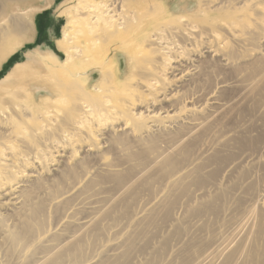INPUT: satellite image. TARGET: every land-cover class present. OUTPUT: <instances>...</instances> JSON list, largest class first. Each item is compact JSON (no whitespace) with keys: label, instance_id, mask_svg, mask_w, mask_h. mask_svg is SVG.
Segmentation results:
<instances>
[{"label":"rangeland","instance_id":"374dc122","mask_svg":"<svg viewBox=\"0 0 264 264\" xmlns=\"http://www.w3.org/2000/svg\"><path fill=\"white\" fill-rule=\"evenodd\" d=\"M66 1L53 0L51 2L52 8L49 11L47 4H44V2L39 4L37 0L30 1L22 8L30 12L32 25L30 27L23 25L25 41L20 44V47L12 51L13 53L11 52L0 65V83L17 64L28 62V55L31 53L50 51L61 62L65 61L66 54L59 51L57 41L62 38L67 21L75 12L73 7L77 6L76 0ZM97 1L100 2L102 0ZM107 1L113 2V0H103L102 2L105 4ZM197 1L158 0V4L162 6V9L170 11V17L166 18L167 21L175 19L174 16L178 17L177 15L187 14L191 15L192 18L195 15L202 18L205 14H208L210 19L213 18V21L204 24V33L202 32V35L195 37L192 42L182 41V43L180 42L181 40L178 41V39L173 38L176 42L174 41L173 48L170 49L174 50L163 49V52L161 51L163 54H156L154 66L158 69L155 70L154 77L160 80L161 84H166L160 86L158 84L155 89L159 88L158 90L160 91L154 89L155 91H152V93L154 92L153 94L151 92L141 93L144 90H141V87L147 86L150 83L149 80L154 78L151 76L152 71L148 69L149 66L147 67L151 62L143 55L144 51H142L144 47L148 51L152 44L151 42L145 41L141 45L142 42L130 40L123 42L105 37L102 38L101 43L99 42L100 45L96 46L97 48L94 47L96 50L93 51V44L87 42L82 34L79 33L80 29H72L73 32L71 34L75 31V35H72L74 39L71 44V47L73 46L72 51H75L76 59L85 61L81 66L82 70H77V72H86L82 82L84 92L80 90L81 93L73 87L74 77L76 76L68 75V78L64 76V78L66 77L64 79L58 75H51L43 71L41 67L35 66L28 72V75H31L30 77L34 80L37 78L41 82L47 81L52 83V86L64 84L65 87L60 90L59 98L44 102L42 99H38L35 105H28L27 101L23 99L24 95L34 91V88H30L28 91L25 87L15 88L13 91L17 95L12 94L6 97L2 109L8 114L10 123L5 124L3 128L6 127L4 130L7 129L10 132L14 130L16 135H13H18L19 137H17L21 141L19 149L13 150L12 154H21L27 172L39 170L43 167L45 177H43V181L34 187L35 191L33 190L30 202H26L23 209L14 216H9L7 221L9 225L6 223L9 226H7V231L11 228L12 231H15V225L17 229L21 227V221L23 220L22 222L24 223L26 219L29 220L35 207H39L38 218L29 220L35 232L33 238L35 237L36 240H32V238L31 241H25V243L23 241V243L19 244L20 246L16 247L10 241L9 245L6 242L1 248L2 251L0 250V264L2 262V264H35L32 261H36L34 259H37L39 254L42 253V250L39 251L40 248H37L38 252L36 251V247L41 243L40 240L43 239L45 242L48 240L49 243L47 245L59 244L58 246L63 248L68 240L61 238V235L64 238L66 236L68 238H78L84 245L82 254H78L77 258L73 256L67 257L66 263L94 262V260L90 259L102 254L106 246L110 247L126 239L131 226L136 223V215L144 209L147 203L156 200L162 190H165L170 195V202L165 201V204L167 202L170 205L172 203L176 205L173 206L175 208L174 210L172 209L173 212L171 211L170 219H167L168 221L161 220L162 213L157 220L155 229H153L156 236L152 239V242H142L143 244L140 242L139 245L141 246H137L139 250H142L137 252L131 262L127 264H145L151 260L154 254L161 250V247V256L154 264H180L179 253L185 241H189L192 237H202L204 241H208L210 238L213 227L202 228L203 222L199 221H213V218L210 216L211 214H207L208 216L206 214H204L205 216L198 215L196 209L202 206H211L213 197L219 194L230 192L232 189V193L235 190H243L245 194H248V189L252 187L262 195L260 204L263 206L264 211V151L260 150L264 144V81L262 76L259 78L260 76L258 77L257 73L253 74L254 68L257 66L261 67L260 72L264 73V0H213L212 4H205L210 8L203 6L205 11H201L200 15L196 13L197 7L199 8L200 6ZM176 7L183 8V10L175 11ZM218 8H223L225 14L229 13L234 17V21L230 25L223 21L214 20V18L219 17L218 14H214V11ZM158 13H161V11ZM143 15H147V12H143ZM151 30H153V27H151ZM76 36H78L77 39ZM210 37H214L215 48L220 49V51L219 49L217 50L218 54L216 51L210 54L204 53V46H206V42ZM238 37L242 41L246 40L244 38H248V40L238 42ZM167 39L171 41L170 38ZM175 43H177V47L179 46L178 48ZM183 45L184 47L182 48ZM181 48L183 50L185 48L188 49L183 51ZM220 54H227L230 57L233 63L232 67L225 69L216 62ZM171 56L172 58L169 59ZM195 57L196 59H201L203 65L206 66V71L197 78L189 77V81L185 83L186 85L183 84L182 89L180 88L183 105L187 106V108L195 105V107H198L205 103L211 94V96L218 95L228 106L225 113L214 120L215 122L210 129L208 128V132L201 135L200 141L197 139L198 142L194 143V147L192 146L193 149L204 146L207 149L209 146L211 149L216 147L212 149L213 151L210 150L213 155L210 160L208 159L209 164L207 163L208 161H203L204 164L206 163L205 165L211 166L209 170L204 169L202 172L193 173L191 177L186 178V180H183L184 182L179 183L176 187H170L168 186L170 179L167 180L166 178H169L173 172L171 167H163L152 162L150 159L154 158V154L149 155L147 152L150 161L141 156L145 150H148L149 143L147 141L136 142L131 137L128 136L127 138L122 135L119 141L116 139L115 142H109L105 147L102 133L118 131L115 132V136L123 134L118 129L121 126L124 127L129 116L122 114L115 117L113 121L112 119L106 121L107 117L113 116L112 112L109 114L108 111H111L113 107H117L126 99L131 100L130 96L132 94L135 95L133 97L135 100L139 99V96L141 97L140 94H142L145 96V101L143 99L142 102H137L135 107L130 106L131 110L127 111L128 114L136 115L140 110H143L142 112L147 115L145 108L149 106L150 102H153L156 97L160 98L161 95L170 93L176 87L177 83L175 84L174 80L168 79L173 71L171 64L175 65L178 61L180 63L184 62V65H191L194 63ZM167 59L169 60L167 61ZM188 61L191 62L189 63ZM103 63H110L107 68L108 72L110 70V78L107 77L105 80H100L101 76L98 68ZM226 80L232 84V86H229L231 88L228 87L222 91L219 90V94L216 93L220 86L219 83ZM169 81H172L171 84ZM162 87L164 90H161ZM183 87L185 88L184 90ZM105 94L106 96H104ZM92 97L100 98L102 103H105V108L101 107L100 104H98L100 106L98 107L94 102H90L89 100ZM92 103L96 106H93ZM92 106L95 110L92 109ZM161 107H163L161 113L164 115V110L168 106L165 103H160L156 110H160ZM90 108L93 111L92 114L95 112L92 116L91 112L84 113L86 109L91 111ZM125 109L127 108L125 107ZM152 110L153 108L150 109V111ZM81 113L87 115L84 116ZM16 114L18 116H15ZM185 116H187L186 111L183 112L182 119ZM15 120L20 123L24 120L23 125L13 127ZM34 124L39 126V128ZM34 126L35 129H33ZM29 127H33L31 129L33 131ZM161 129L159 130L161 133L152 129L150 134L161 135L157 148H159V151L168 152L167 147L170 148L168 142L171 140H168V138L173 133L170 130L175 129L173 127L172 129L168 128L167 125H163ZM34 130L38 132L36 133ZM113 135L112 137H115ZM226 135H231L232 139L227 148L225 147L223 151L218 153L220 146L217 147V141L223 140ZM94 144L96 146L93 148ZM206 144L209 145L206 146ZM84 151H87V153ZM170 152L172 153L171 150ZM83 154L87 156L85 159H82L84 157ZM147 154L146 156H148ZM68 155L72 158L70 159V166L67 165L70 169L67 166V168L63 167L64 169L62 168V173L59 175H56L54 171L51 172L56 167L53 165L59 164L61 160H66L65 156L67 157ZM190 155L177 156L176 158L172 156L176 169L183 167L186 164H184L183 158ZM32 159L35 160V163H32ZM232 162L237 164L234 165L233 169L226 171L227 166ZM118 166L124 168L123 172H120L122 175L119 176L123 178L130 177V180L133 179L132 182H136V184H126L124 187V185H120V180L114 177L113 173L108 174L104 170L106 168L114 170ZM142 173L145 174V178H141V175L140 178L138 177ZM205 188H211V193L205 197H201V192V194L198 193V195L196 194L197 196H193L196 190ZM92 194H94L93 196L101 195L99 200H103L101 203L96 200L99 196L93 198L102 207L100 217L98 216V225L92 226L83 232L76 229L77 227L75 226H67L69 222L75 220L92 218L91 215L88 217L89 215L85 211H80L77 208L79 205L81 206V203L78 202H82V197L91 196ZM228 198L229 200L225 199L226 202L232 203L234 198ZM77 203L78 206H76ZM98 204L96 203L95 206L98 207ZM180 206H183L182 209H180ZM258 221L264 227V212H258ZM198 222L200 223V228L197 229ZM36 234L38 235L36 236ZM40 235H42V239L39 240L41 238ZM53 235L60 237L61 240L52 241L56 238ZM43 240L42 243H44ZM165 240H168L167 246H164ZM33 241L34 243L36 242V246L33 245ZM66 246L68 247V245ZM27 247L28 250H26ZM35 251L37 254L32 255ZM32 257L33 259H31ZM28 258L31 259V262Z\"/></svg>","mask_w":264,"mask_h":264},{"label":"bare ground","instance_id":"6f19581e","mask_svg":"<svg viewBox=\"0 0 264 264\" xmlns=\"http://www.w3.org/2000/svg\"><path fill=\"white\" fill-rule=\"evenodd\" d=\"M30 1L32 0H0V65H2V62L8 57V55L12 51H14L17 47H20V44L23 41H25L23 35V25L30 27V25H32L31 24L32 17L30 12H28V10H24L22 8H24ZM52 1L53 0H37V3L42 4V2H44V4H47V6L49 7L48 9L49 11L52 8L51 5ZM67 1L69 2L74 0H67ZM102 1L98 2L97 0L95 1L76 0L77 6L73 7L75 12L72 15V17L68 19L67 25L65 26L63 31L62 38L57 41V47L59 51L66 54V59L64 62H61L60 59L53 52L50 51H43V53L37 52L36 54L31 53L28 55V60H29L28 62H26L25 64H17L0 83V250L1 248H3V245H5L6 242H8L7 245H9V243L11 242L16 247L19 244L23 243V241L24 243L25 241L27 242L31 241L33 236H35L34 229L31 226L29 220L38 218L39 207H35V209L32 211L31 217H29V220L26 219L24 223L22 222L23 220L21 221L22 223V225H20L21 227H18L17 229L15 225L14 227L15 231H12L11 230L12 228L7 231V226L9 225L7 221L9 216H14L23 209L26 202H30L31 196L33 195V190L35 191L34 187H36L41 181H43L44 180L43 177H45L43 167H41L39 170L27 172L26 166H24V160L21 158V154L20 153L12 154V152H14L13 150L19 149L21 141L19 140L20 138H18L19 137L18 135H17L18 137L14 136L16 135L14 134L15 133L14 130L10 132L7 129L4 130L6 127L3 128L5 124L10 123L8 114L6 113V111L2 109L3 103L6 97L12 94L17 95V93L13 91L15 88L25 87V89L28 91L30 90V88H34V91L29 92L27 95H24L23 98L27 101L28 105L33 106L35 105V102L38 99H42V101L44 102V101H51L54 98H59L60 96L59 94H61L60 90L62 88L64 89L65 87L64 84L63 85L59 84L58 86H52V83H49L47 81L41 82L37 78L34 80L32 77H30L31 75H28L29 70L31 68H34L35 66H39L43 69V71H46L51 75H58L63 78L64 76L68 78V75L76 76L74 77L75 79H74L73 87L79 91L81 90L82 92H84L83 91L84 87L82 86V82L86 72L83 73L77 72V70L79 69L82 70L81 66L84 64L83 62L85 61L76 59L74 54L75 51H72L73 46L71 47V44L74 41L72 35L75 33L74 31V33L71 34V32H73L72 29L74 30L80 29L79 33L82 34V36L86 39L87 42L93 44L92 45L93 51L96 50L94 47L100 45L102 38L105 37L113 38L123 42H126V40L142 42L141 45L144 44L145 41L151 42L152 44L148 48V51H146L145 47L142 49V51H144L143 55H145L146 58L151 62L149 63V65H147V67L149 66L148 69L152 71L151 76L154 77L155 70L158 69L154 66V62H156L154 57L156 56V54L158 53L163 54L161 53V51L163 52V49L174 50V49H170L173 48L172 46L174 45L175 39L173 38L178 39V41L181 40L180 42L182 41L192 42L195 37H197L200 34L202 35L204 33V24H208L210 21H213V18L210 19L208 14H205L203 16L205 18L198 17L197 15H195L192 18L191 15L189 16L188 14L181 16L177 15L178 17L174 16L175 19L167 21L166 18L170 17L169 16L170 11L165 10L164 8L162 9V6L158 4V0H113V2L112 1L111 2L107 1L106 3L104 2L105 4H103ZM212 1L213 0H198L197 2H199L198 5L200 4V6L199 8L197 7L196 13L200 15L201 11H205L203 10V6L205 4L210 5L209 3H211ZM42 6L45 7L44 5ZM205 7L208 6L205 5ZM181 10H183V8L181 9L180 7L175 8V11H181ZM160 11L161 13H158ZM143 12H147V15H143ZM214 12H215L214 14H218L219 16V17L217 16L218 18L216 19L214 18L215 21H221V22L223 21L227 25H230L231 22L234 21L233 20L234 17H232L231 14L229 13L225 14L223 8H218ZM105 13H109V14H105ZM151 27H153V30H151ZM145 35H147V37L144 38ZM77 37L78 36H76V39ZM239 37L237 39H239ZM167 38H170L171 41H168ZM244 39H246L245 41L248 40V38H244ZM243 41L239 39L238 42H243ZM175 44L177 47V43ZM214 44H215L214 37L208 38L206 42V46H204V51H205L204 53L210 54L211 52L214 51L217 52L219 48L217 47L218 49H216ZM183 47L184 45L182 46V48ZM181 49L179 50L181 51ZM186 49L188 48L182 50L185 51ZM190 50L192 51V49ZM44 53L46 56L44 55ZM177 53L179 52L177 51ZM170 58H172V56L169 57V59ZM169 59H167V61ZM195 59L193 60L194 63L192 61L193 64L191 65L189 64L184 65V62L180 63L178 61L177 64L175 65L171 64L173 62L170 63L173 71L168 79L174 80L175 84L177 83L176 87L174 88V90L172 89L170 93L161 95L160 98L156 97L153 102H150V104H148L149 106L147 108L144 107L145 112H147V115H145V113L142 112L143 110H140L139 113L136 115L134 114L130 115L128 114L127 111L131 110L129 108L130 106L135 107L137 102L138 103L142 102L143 99L145 101L144 98L145 96L142 95L144 94L143 92L152 93V91L155 88H157L158 84L159 86L166 85L163 83L161 84L160 80H158L155 77L149 80L150 83H148L147 86L145 85L141 87V90L143 89L144 90L141 92L142 94H140L141 97L139 96V99L138 98L136 100L133 99L135 95L132 94L131 95L132 97L130 96V98H132L131 100L126 99L123 102H121L120 105H118L117 107H113L111 111H108L109 114L112 112L113 116L111 117V115L110 116L108 115L109 117H107V120L105 119L106 121H108V119L110 120L112 119L113 121L115 117H118L119 115L121 116L122 114H124L125 116H129V118L124 124V127L121 126L123 127V129H121V127H119L120 129H118L119 132L122 131L123 134L115 136L116 135L115 132L118 131H113V132L108 131L102 133L104 137L103 140H105L104 143L105 147L109 144V142L110 143L115 142L116 139L117 141H119L122 138L121 137L122 135L126 136L127 138L129 136L131 137L132 140H135L136 142H141L144 140L147 141L149 143L148 150L147 151L145 150L141 154V156L149 160L150 158L149 155L154 154L153 155L154 158L150 159L152 160V162L156 164H160L163 167H171L173 172L171 173L169 178H166L167 180L170 179L168 181L171 183L168 184V186L170 187H176L177 185H179V183L184 182L183 180H186V178L188 179V177H191V174L193 175V173H198L199 171L202 172L204 169L209 170L211 166L205 165L206 163L204 164L203 161L205 162L208 161V159L209 160L211 159L213 155L212 149L216 147H213L211 149L209 146L207 149L204 146L201 148L198 147V149H196L195 147V149H193L194 147L193 145H195L194 143L198 142L197 139H199L200 141L201 135L202 134L204 135L206 132H208L207 130L208 128L210 129L212 124L215 122L214 120H216L217 117L219 118V116L223 115V113H225V111L227 110V106H228V104L223 102L221 98L218 97V95L211 96V94L209 99H206L207 101L205 100L206 102L198 107H195L196 106L195 105L192 106L193 108L192 107L187 108V106L183 105V101H182L183 97L181 95L180 88L184 86L183 84L189 81V77L197 78L201 76L203 72L206 71L205 70L206 66L203 65L201 59L200 58H197L196 60ZM216 62L225 69H228L233 65V63L230 60V57H228L227 54L225 55L220 54V57L219 58L217 57ZM109 64L103 63L101 64V67L98 68V72L101 76L100 80H105L107 77L110 78V74H109L110 70L109 72L107 70ZM260 70L261 67L259 66L255 67L253 74L257 73L258 77L260 76L259 78H261L262 76L264 81V73L260 72ZM229 83L230 82L229 81L227 82V80L219 83L220 86L218 87L217 89L218 91H216V93L219 94L220 92L219 90L222 91L223 89L228 88L230 85L232 86V84ZM163 87L161 88V90H164ZM184 89L185 88L183 87V90ZM104 96H106V94ZM89 101L94 102L95 104H97L98 107L101 106L105 108L104 107L105 103H102L101 99L98 97L95 98L92 97ZM179 101L182 103L179 104L180 103ZM160 103L162 104L165 103L168 106V108L164 110V115L161 113L163 107H161L162 109L160 108V110L159 109L156 110V108ZM95 104L92 103L93 106ZM98 104H100V106ZM93 106L92 109L94 108ZM125 107L128 110L125 109ZM151 108H153L152 111H150ZM92 109L91 111L87 109L85 111L84 110L82 111H84V113L91 112V116H92L95 113L94 112L92 114L93 112ZM185 111L187 112V116H185V118L182 119L183 112ZM83 114L81 113V115ZM86 115L84 114V116ZM15 116L18 115L16 114ZM99 116L102 117L101 115ZM22 121L24 122V120ZM23 122L20 123L17 120H15L14 121L15 125L13 127L16 126L19 127L23 125ZM163 125H167L168 128L172 129L173 127L175 129V130H170V132L173 131V133L171 132L172 135L170 134L171 137L168 138V140L171 139L168 142V144L170 145V148L167 147L168 152L159 151L158 150L159 148H157L158 141L161 135L159 136L158 134H150V131L152 129H155V132L158 131V133L159 132L161 133V131L159 130L162 128ZM35 126L34 128L29 127L30 130L32 128L35 129ZM36 127L39 128V126ZM164 127L163 129H165ZM128 128L130 129L128 130ZM41 131L43 132V130ZM35 132L37 133L38 131ZM112 134H114L113 136L115 137H112ZM231 139H232L231 135H226L224 136L223 140L217 141L218 146L217 145L216 146L217 147L220 146L218 153L220 151H223L225 147L227 148ZM208 145L209 144H206V146ZM95 146L96 145L94 144V146L92 147L94 148ZM169 149L172 151V153L170 152ZM210 150L212 151L210 152ZM260 150L264 151V144ZM147 152L149 155L147 154ZM85 153H87V151ZM146 154L148 156H146ZM188 154L191 155L186 158H183L184 164L185 163L186 164L183 166L182 163L183 167L176 169L174 160L172 158L173 157L176 158L177 156H181V157L187 156ZM68 156L67 157L65 156L66 160H61L59 164L53 165L56 167H54L55 168L54 170L52 171L50 170V171L51 172L54 171L56 175L61 174L62 170L67 165L70 166V159L72 158L71 156L70 157ZM83 156L84 157H82V159H85L87 157L84 154ZM32 163H35L34 159H32ZM207 163L209 164V161ZM235 164L237 163L235 162L230 163L227 166L226 171L233 169ZM120 167L122 166H118L114 170H111L109 168L106 169L103 168V169L108 174L113 173L114 177H117V179L120 180V185H124V187L126 186V184H136V182L134 183L132 182L133 179L130 180V177L123 178L119 176L122 175L121 173L124 170L123 167L122 168ZM103 169L102 171H104ZM140 175L141 178L142 177L145 178V174L143 173L139 174L138 176L139 178ZM232 191L219 194L213 197L211 206H202L196 209L198 215L205 216L204 214H206V216H208L211 214L210 216L213 218V221L211 220L212 222L210 220L208 221L200 220L199 222H203L202 228L207 226H212L213 227L212 232L208 241L207 240L204 241L202 237L200 238L192 237L189 241H185L184 246L182 247L179 253L180 264H264V227L258 221V212H262V213L264 212L263 206L260 204L262 195L257 190H254L252 187L248 189L249 191L248 194L247 193L245 194L243 190H235L233 193ZM198 193L202 195L201 197H205L206 195L211 193V188L208 189L205 188L203 190L198 189L195 191L193 196L196 194L198 195ZM93 195L94 194H92L91 196L82 197L81 198L83 199L81 200L82 202H78L81 203V206L79 205V207H77L78 209H80V211L81 210L85 211L89 215L88 217H90L91 215L92 218H88V219L81 218L82 220L79 219L78 221L75 220L72 222H69L71 221L69 220L68 221L69 224L67 226H71V227L75 226L77 227L76 229H79L80 231L83 232L87 229H90L92 226L98 225L99 223L98 218L100 217L99 215L100 212L102 211V207L93 198L99 196V198L98 197L96 198V200H99L101 199L100 197L101 195L97 194V196L95 195L96 197ZM227 196L234 198L232 200V203L228 201H227L228 203L226 202L225 199L229 200ZM169 198L170 195L168 194V192L162 190L160 196L157 199L155 198L156 200L147 203L144 209L139 214L136 215L135 217L136 223H134L131 226L129 230L130 232L128 233L124 241L122 242L120 241L121 243L113 244L110 247L106 246L102 254L100 255L98 254V256L90 259L92 261L94 260V262L81 261L76 264H127L128 262H131L133 256L137 252L142 250V249L139 250V247L141 246L139 245V243L140 242L148 243L150 241L152 242V239L156 236L155 233L153 232V229H155L157 220L160 218L162 213L163 215L161 217L162 218L161 220L166 221L167 219L168 220L170 219L171 211L172 209L174 210L175 208V207L173 208L175 203H172L171 205L167 203L168 201L170 202ZM99 201L102 203L103 200L102 201L99 200ZM165 201H167L166 202V204H168L167 206L165 204ZM78 203L76 206H78ZM96 203L98 204V207L95 206ZM182 207L180 206V209H182ZM199 222L197 223L196 226L197 229L200 228ZM37 235L38 234H36V236ZM40 236L41 238H39V240L42 239V235ZM53 237H56V235L55 236L53 235ZM61 238L68 240L67 243H65L64 245L65 247L63 248H61L62 246H58L59 244L47 245V243H49L48 240L45 242L42 239L44 243H42V240H40L41 243L37 240L40 244H38L36 249L40 248L39 251L42 250V253L39 254L38 257L36 256L37 259H34L36 261H32V262H35V264H72V263H66V258L72 256L77 258L78 254H82L84 245L82 241L79 240L78 238L77 239L74 237L68 238L67 236L66 238H64V236L62 237V235ZM34 239L36 240L35 237L32 240ZM59 239L60 237H56L52 241H56V240L59 241ZM167 241L168 240H165L164 246H167L168 243ZM32 243H34V241ZM35 244L36 242L33 245ZM66 245H68V247ZM137 245H139V247ZM38 249L36 250L37 252ZM26 250H28V247ZM161 250L156 254H154L151 260L147 261V263L145 264L156 263V261H158V259L161 256ZM36 251L32 255H34ZM31 259H33V257ZM31 259H29L30 262Z\"/></svg>","mask_w":264,"mask_h":264}]
</instances>
